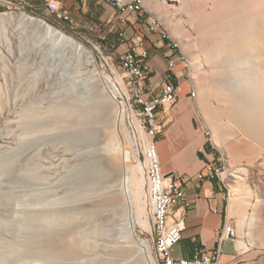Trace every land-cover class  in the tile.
<instances>
[{
  "label": "rangeland",
  "instance_id": "obj_1",
  "mask_svg": "<svg viewBox=\"0 0 264 264\" xmlns=\"http://www.w3.org/2000/svg\"><path fill=\"white\" fill-rule=\"evenodd\" d=\"M26 1L25 7L0 4V264H148L126 235L122 212L100 201L101 196L126 199L129 183L122 184V176L137 160L144 162L143 146L131 144L132 119L125 112L115 132L117 102L107 91L112 84L102 86L101 77L75 65L70 54L63 55L23 22L22 12L63 29L52 18L30 11ZM106 1L113 7L129 0ZM219 1L142 0L149 19L159 21V30L182 40L184 50L178 43L188 60L200 111L203 83L208 113L221 134L254 143L245 126L257 130L262 118L254 115L247 91L233 81L236 61L225 52L219 63L207 57L205 20L214 17ZM72 26L78 35H69L92 49L104 74L115 76L105 69L104 56L117 45L101 42L104 29H91L92 24L84 22ZM160 54L155 63L163 69ZM195 63L202 70L195 71ZM115 138L119 153L113 151ZM255 147L253 157L234 166L242 173H236L237 179L228 177L227 183L231 194L237 188L247 197L248 222L257 205V222L264 231V145ZM149 231L135 227L136 236L149 242L155 264H160ZM73 235L81 247L64 254L59 246Z\"/></svg>",
  "mask_w": 264,
  "mask_h": 264
},
{
  "label": "crops",
  "instance_id": "obj_2",
  "mask_svg": "<svg viewBox=\"0 0 264 264\" xmlns=\"http://www.w3.org/2000/svg\"><path fill=\"white\" fill-rule=\"evenodd\" d=\"M28 1L35 14L52 18L59 26L67 27L75 35L78 33L73 30L72 25H78L79 22L92 25L99 23L100 25L97 26L105 31L100 40H103L116 25L119 27L118 31L127 26L118 23L114 17L116 6L113 3V7L110 6L106 0H60L62 7L69 12L68 21L57 19L54 14L49 13L43 0ZM92 11H95V14ZM147 17V14H142L138 25L146 22ZM148 37L149 39L146 40L149 46L148 62L153 73L145 79L144 86L146 90L153 88L155 91L154 93L147 91L146 96L153 97L159 93L168 71L175 75L181 86L175 103L165 113L160 109L155 112L158 122L161 123L160 131L154 138L161 170L166 175L181 177L186 191V201L189 203L187 207L181 204L175 207L177 213L182 216L184 229L180 240L171 249L173 258L191 256L196 246L203 245L207 251L213 249L219 251L216 264H264V231L260 227L254 239L251 238L249 222L245 217L243 219L247 197L237 189L238 202L235 203L231 193L227 196L226 188L218 180L196 178V174L206 163L216 158L218 150L211 144L212 130L210 132L199 109L197 94L195 97L190 95L191 90H195L189 76L190 69L185 66L182 56L176 52L175 64L169 70L167 57L172 50L168 42L164 43L159 35H148ZM107 41L111 45L113 43L117 45L112 37ZM159 54L163 59V69L158 68L155 63V58ZM240 143L244 144L242 141L226 139L223 142V149L218 148L225 154L226 163L234 179H237V174L242 173L234 166L243 158H250L237 154V145ZM226 147H230L231 152ZM229 225L235 231L233 239L225 235L220 238L222 228Z\"/></svg>",
  "mask_w": 264,
  "mask_h": 264
},
{
  "label": "bare ground",
  "instance_id": "obj_3",
  "mask_svg": "<svg viewBox=\"0 0 264 264\" xmlns=\"http://www.w3.org/2000/svg\"><path fill=\"white\" fill-rule=\"evenodd\" d=\"M134 2H136V0L118 2L116 7L123 10L126 9L127 6H131ZM138 2L140 6L146 9L142 0H138ZM20 16L22 21L30 24L35 32L49 40L52 47L59 49L63 55L70 54V59H74L75 65H80L87 71L98 75L99 78L101 77L103 81L102 86L106 88L108 87V82L112 84L113 89L108 87L107 91L112 96V99L117 102V108L113 119V128L117 133L119 125L124 121L125 112H128L126 99L119 85L118 76L112 77L108 73L104 74V70H100L97 64L94 57L95 54L93 55L91 51L92 49L89 50L73 36L68 33L66 34L43 18L34 17L24 12L20 13ZM213 16L212 19L208 18L205 20V35H207L209 39L210 50L207 53V57L209 61H214L216 63L220 62L222 58L221 53L223 52L234 58V61H236L234 65L237 73H234L233 81L238 88L247 91L251 98L254 115L262 118L260 128L257 130L245 126L248 128V132L252 136L251 138L254 140V143L244 142V144L240 143L237 145L236 152L238 155L253 157L256 153V143L264 145V0H220L216 6L215 12H213ZM2 17L3 15L0 14V18ZM152 21L160 25L155 17H153ZM172 33L175 34V30L172 31ZM167 37H169V35H167ZM223 38H227V43H222ZM170 39L175 44L177 53L182 56L185 66L189 68L188 60L179 45V43H181L183 47L182 40L178 41V43L173 38ZM184 49L183 47V50ZM195 65V71L202 70L201 65H197L196 63ZM118 95L121 97L120 100H118ZM190 95L195 97L196 90H191ZM199 102H201L200 108L202 113H204L210 123L212 130L211 144L218 150L215 161L217 163H222V168H229L225 160L226 156L221 152L224 140L229 139V137L221 134L218 124L208 113L203 83H200ZM131 121L134 134L132 135L133 137L131 136L130 138L131 144L136 146V148L142 145L143 148L146 149L150 138L142 131L136 120ZM207 134L210 135L209 132H207ZM226 148L231 152L230 147ZM113 151L117 153L120 151V142L117 138L113 141ZM121 183H129V188L126 191V199L124 196L123 201L119 200L116 196L108 197V199L105 196H101L100 201L103 205L112 206L114 209L122 212L126 235L132 239L134 243L136 242L138 247L137 254H144L148 264H155L154 258L151 255L149 242L146 239L138 238L135 234L136 225L148 231L150 230L147 202L145 199L146 179L144 175V162L137 160L133 169H127L126 173L122 176ZM227 189L230 195L228 183ZM237 194V188H234L231 196L235 203L238 202L236 200ZM241 201H243V198ZM125 202L127 207H125ZM257 209V205H255L249 222V234L253 239L256 231L260 229L259 226L261 224L260 221L257 222V217L260 215V213L256 211ZM262 212V216H264V207L262 208ZM244 217L245 212L243 213V219ZM262 226L264 228V220ZM222 235L228 237V226L222 228L220 238ZM65 242H67V244L60 245L59 249L67 255L73 254L74 251L81 247L80 240L74 235ZM217 258L218 255H215L212 259V264L217 263ZM134 264H140V262L138 261Z\"/></svg>",
  "mask_w": 264,
  "mask_h": 264
},
{
  "label": "built area",
  "instance_id": "obj_4",
  "mask_svg": "<svg viewBox=\"0 0 264 264\" xmlns=\"http://www.w3.org/2000/svg\"><path fill=\"white\" fill-rule=\"evenodd\" d=\"M49 13L63 21L70 20L67 9L62 7L60 0H43ZM0 4L10 6L12 4H27L26 0H0ZM142 14H148V9L140 6L138 0L123 10H115L114 17L121 25H127L125 29L118 31L117 47L115 52L104 56L105 69L119 78V85L126 99L127 110L132 120L139 123L142 131L150 138L146 149L143 151L145 199L150 223L149 234L152 237L156 258L160 264H212L215 255H219L217 249L207 251L203 245L196 246L191 256L179 259L173 258L172 247L180 240L184 229L181 214L175 207L178 204L187 207L186 191L180 176L166 175L161 170L154 138L161 128V123L156 117V110L165 113L178 99L181 86L175 75L167 72L162 82L160 91L153 97H147V91L154 93V89H145L144 81L153 73L148 62L149 46L145 35L157 32L161 40L167 39L172 52L167 57L169 70L174 66V54L177 52L175 44L167 34L163 32L158 23L147 17V21L139 24ZM110 21V20H109ZM137 26V27H136ZM91 29L99 28L92 25ZM100 29V28H99ZM115 43L111 45V48ZM122 47V48H121ZM211 141V138H210ZM202 151V150H201ZM234 179L229 168H222V163L215 159L206 163L204 168L196 174L198 180H218L226 188L227 178ZM234 229L229 225L227 238L233 239Z\"/></svg>",
  "mask_w": 264,
  "mask_h": 264
},
{
  "label": "trees",
  "instance_id": "obj_5",
  "mask_svg": "<svg viewBox=\"0 0 264 264\" xmlns=\"http://www.w3.org/2000/svg\"><path fill=\"white\" fill-rule=\"evenodd\" d=\"M113 5H115L114 3H113ZM30 11H32V9L30 8ZM33 12V11H32ZM94 14H95V11H92ZM89 15L90 14H88V17H89ZM97 25H100L99 23H97ZM99 28H100V26H98ZM61 28H63L62 29V31L63 32H65L66 34L68 33V34H72V32L67 28V27H61ZM113 38V40L114 41H117L116 39H117V37H118V32H116L115 34L113 33V31H110V32H108L106 35H105V38L103 39V40H101V42L105 45V44H110V43H107L108 41H107V39H110V38ZM145 39L146 40H148L149 39V37L148 36H146L145 35ZM164 42H168V40L167 39H164L163 40ZM118 43V42H117ZM109 46V45H108Z\"/></svg>",
  "mask_w": 264,
  "mask_h": 264
},
{
  "label": "water",
  "instance_id": "obj_6",
  "mask_svg": "<svg viewBox=\"0 0 264 264\" xmlns=\"http://www.w3.org/2000/svg\"><path fill=\"white\" fill-rule=\"evenodd\" d=\"M54 22V24H57L55 21H53Z\"/></svg>",
  "mask_w": 264,
  "mask_h": 264
}]
</instances>
